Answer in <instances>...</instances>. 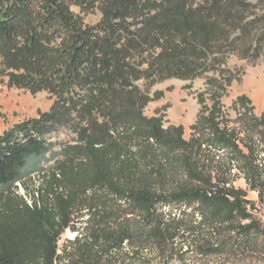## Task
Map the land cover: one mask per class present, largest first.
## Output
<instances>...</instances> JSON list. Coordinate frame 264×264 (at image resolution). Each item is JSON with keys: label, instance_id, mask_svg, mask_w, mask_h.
<instances>
[{"label": "trees", "instance_id": "1", "mask_svg": "<svg viewBox=\"0 0 264 264\" xmlns=\"http://www.w3.org/2000/svg\"><path fill=\"white\" fill-rule=\"evenodd\" d=\"M97 1L0 0V72L22 70L17 83L61 98L0 137V264H264V114L243 96L232 125L214 93L189 139L160 115L125 117L134 77L202 64L176 16L185 5L101 0L100 26L72 10ZM129 14L143 18L136 32ZM148 47L162 51L147 70L128 63ZM77 103L82 121L69 112ZM65 125L78 143L47 166L49 136Z\"/></svg>", "mask_w": 264, "mask_h": 264}, {"label": "rangeland", "instance_id": "2", "mask_svg": "<svg viewBox=\"0 0 264 264\" xmlns=\"http://www.w3.org/2000/svg\"><path fill=\"white\" fill-rule=\"evenodd\" d=\"M170 1L174 8L186 6L184 14L179 12L176 16L180 22L188 23L185 27L187 40L196 42L189 46L188 55L200 58L202 68L192 73H176L159 67L150 70L140 80L134 77V85L129 86L123 95L121 112L125 117L160 115L167 127L184 126L185 138L189 139L191 127L204 109L213 105L214 93L220 96V107L229 116L232 125L244 111L239 102L243 96L249 100L254 114H264V0ZM107 9L101 0L94 3L91 9L76 4L72 6V10L81 15L89 26L108 22ZM200 17L203 23L194 25ZM142 19H135L131 15L128 18L129 29L136 32L142 28ZM114 23L120 21L115 20ZM127 34L118 35L120 44L126 42ZM161 51L160 48L148 47L135 52L128 63L138 64L140 70L145 71L149 68L148 63L151 64ZM165 62L156 63L164 65ZM11 73L20 75L22 70L0 72V137L24 122L40 119L61 102L57 94L46 88H29L17 83ZM76 105L77 108H69V112L72 118L77 117L79 121L78 110H81V106L79 103ZM71 126H60L58 131L50 134L49 141L53 148L46 152V158L49 159L47 166L61 158L60 154L66 146L78 143L79 134ZM84 127H88L85 121L82 124ZM255 143L261 145L257 139ZM33 178L39 181L38 175ZM236 185L247 188L244 179H240ZM20 193L24 194V191L20 190ZM250 198L257 200V194L250 193ZM74 236L67 232L63 240Z\"/></svg>", "mask_w": 264, "mask_h": 264}, {"label": "bare ground", "instance_id": "3", "mask_svg": "<svg viewBox=\"0 0 264 264\" xmlns=\"http://www.w3.org/2000/svg\"><path fill=\"white\" fill-rule=\"evenodd\" d=\"M72 234V233H71ZM74 235V234H73Z\"/></svg>", "mask_w": 264, "mask_h": 264}]
</instances>
